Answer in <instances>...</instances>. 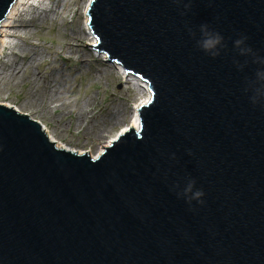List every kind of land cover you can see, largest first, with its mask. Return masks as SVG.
<instances>
[{
    "label": "water",
    "instance_id": "1",
    "mask_svg": "<svg viewBox=\"0 0 264 264\" xmlns=\"http://www.w3.org/2000/svg\"><path fill=\"white\" fill-rule=\"evenodd\" d=\"M87 16L88 46L150 97L95 157L0 104V264H264V0H89Z\"/></svg>",
    "mask_w": 264,
    "mask_h": 264
},
{
    "label": "rangeland",
    "instance_id": "2",
    "mask_svg": "<svg viewBox=\"0 0 264 264\" xmlns=\"http://www.w3.org/2000/svg\"><path fill=\"white\" fill-rule=\"evenodd\" d=\"M88 2L45 0L15 18L0 60V104L39 121L62 146L95 156L129 124L141 96L88 46Z\"/></svg>",
    "mask_w": 264,
    "mask_h": 264
},
{
    "label": "bare ground",
    "instance_id": "3",
    "mask_svg": "<svg viewBox=\"0 0 264 264\" xmlns=\"http://www.w3.org/2000/svg\"><path fill=\"white\" fill-rule=\"evenodd\" d=\"M45 0H16L15 3L12 5V7L10 8V10L8 11V13L6 14L5 18L0 22V60L4 57V52H5V48L7 47V43H8V36H10L9 34V31L8 29H11V28H14L15 27V24H16V21H15V18L23 12V10H26L27 7L29 6H32L34 7L36 4H39V5H42L43 2ZM88 6H89V2H88ZM88 6L85 10V15L87 16V10H88ZM88 24V16L87 18L85 17V33H87V36L89 35V38L91 39V42L92 44L91 45H95L96 44V38L93 36V34L91 33L90 29L88 28L87 26ZM81 30V29H80ZM83 32V33H84ZM85 35V34H84ZM92 35V37H91ZM83 36V35H82ZM78 41V40H77ZM9 44V43H8ZM80 44H78L79 46ZM77 46V47H78ZM72 50V49H71ZM73 51V50H72ZM75 52V51H73ZM101 56V55H100ZM101 57H104L103 54ZM107 60V59H106ZM108 61V60H107ZM115 67L117 69V71H119L120 74H122L123 78L124 79H128L130 80V82H125V83H131L134 85L135 87V91L138 93L139 96H141V99H137V101H135L134 105H133V108L130 112V118H129V124L124 126L121 130H120V133H122L123 131H126L128 128H130V126L133 128V129H138V115H137V108L136 106L138 104H141L145 101H147L150 97V92L147 88V84L141 80L140 78L132 75V74H128L127 72L124 73L123 72V68L122 66H120L119 64H115ZM125 80V81H126ZM127 80V81H128ZM144 94L143 98H142V95ZM8 107H12L14 108L13 106L11 105H6ZM16 109V108H15ZM18 110V109H16ZM19 111V110H18ZM37 121V120H36ZM39 122V121H38ZM40 123V122H39ZM41 124V123H40ZM42 125V124H41ZM43 126V125H42ZM45 133L47 134V136L49 137V139L51 141H53L58 147H61V148H64V149H68V150H73V149H69L67 147H64L62 146L60 143L56 142L55 139L49 135L45 128L43 127ZM114 138V137H113ZM115 139V138H114ZM114 139H111L109 141V143L107 144V146L105 147H108L110 145V142ZM105 147H100V150L97 151V153L95 154V156H97L98 154H101ZM75 151V150H73ZM77 152V151H76ZM79 153V152H78ZM84 152L80 153V154H83ZM85 153H88V152H85ZM89 154V153H88ZM93 156V155H92ZM93 156V157H95Z\"/></svg>",
    "mask_w": 264,
    "mask_h": 264
},
{
    "label": "clouds",
    "instance_id": "4",
    "mask_svg": "<svg viewBox=\"0 0 264 264\" xmlns=\"http://www.w3.org/2000/svg\"><path fill=\"white\" fill-rule=\"evenodd\" d=\"M174 3H181V0H174ZM190 5H185L188 8ZM200 38L196 41L197 47L204 52L206 55L215 58L219 55V48L223 42V35L211 28L207 23L201 24L199 26ZM194 35V33H193ZM247 37H239L234 41V45L240 46L246 41ZM250 51V49H249ZM258 81L261 82V86L258 87L257 93L250 96V101L253 105L264 103V69H260L256 73ZM186 201L189 203L192 200H199L200 197L204 195L202 190H195V181H190L183 192Z\"/></svg>",
    "mask_w": 264,
    "mask_h": 264
}]
</instances>
